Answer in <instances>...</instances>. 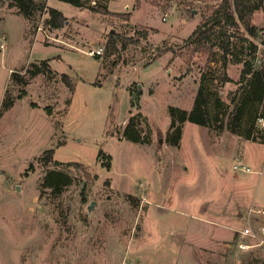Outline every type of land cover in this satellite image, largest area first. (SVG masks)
Here are the masks:
<instances>
[{"label": "rangeland", "instance_id": "374dc122", "mask_svg": "<svg viewBox=\"0 0 264 264\" xmlns=\"http://www.w3.org/2000/svg\"><path fill=\"white\" fill-rule=\"evenodd\" d=\"M42 1L65 14L63 27L46 25L38 4L29 19L0 0V111L4 98L14 102L0 113V264L264 263V213L252 210L264 209V143L229 129L264 112V98L254 103L239 82L252 42L264 66L263 10L215 21L222 0ZM203 24L234 53L190 41ZM33 63L41 72H27ZM203 74L208 96L225 101V127L186 121L173 145L169 106L191 111ZM130 121L139 142L124 137ZM48 149L63 163L45 164ZM240 161L251 171L235 170ZM50 170L70 181L46 186ZM248 225L263 241L241 249Z\"/></svg>", "mask_w": 264, "mask_h": 264}, {"label": "trees", "instance_id": "16d2710c", "mask_svg": "<svg viewBox=\"0 0 264 264\" xmlns=\"http://www.w3.org/2000/svg\"><path fill=\"white\" fill-rule=\"evenodd\" d=\"M64 2H67L71 5H74L76 7H81L85 5V3L89 0H61ZM15 4L19 8V12L23 14L26 18L32 19L33 18V10L35 8V5L38 4L40 8L45 10L48 13V17L45 20V24L48 25L52 29H58L63 27L64 22L66 21L65 14L58 8L48 6L46 5L45 1L36 3V0H15ZM97 7H94L93 9H98L104 13H108V7L106 5L99 4L97 2ZM34 6V7H33ZM234 9V12L231 11L228 13V9ZM255 9H262L264 12V0H222L219 9L217 10V19L214 18L215 21H218L219 19L223 17L234 19V13H237L241 17L242 20L247 21V14H251ZM208 20L205 23H207ZM203 24V25H204ZM200 25L199 28L195 31L193 36L190 37V41L197 42L201 41L203 48L204 47H212L210 45H217L220 47L223 52L224 56L228 55L229 53L233 54V48L231 47V42L229 39L222 38V36H219V34L215 35L216 33L207 35V30L205 29L206 25ZM203 26V29H202ZM248 30L249 33L254 34L256 33V27L253 25H250L248 23ZM144 37L148 36L147 30H142L139 32ZM215 35V40L213 41L211 39V36ZM112 37L115 36L112 34ZM220 38V39H219ZM209 41H212V44L208 45ZM114 41L110 40L108 42L107 47L111 48L113 46ZM250 50L251 54H255L257 52V44L252 42L250 44ZM251 55L250 57L244 59V68L241 73V79L239 82H245V87H247L248 90H246V94L252 96V99L254 100V103H260L262 102L264 98V66L263 68H256L254 65V60L256 56ZM42 63L49 68L48 60H43ZM227 63V61H225ZM36 68H27V72L29 73H38L41 72V69L36 63L32 64ZM15 77H20V81L24 83V77L19 76L18 72H12L11 79H15ZM62 78L65 81V83L70 87L71 90H74V85L70 79V76L67 73H62ZM206 74H203L201 85L198 89V93L194 102V106L191 111H188L186 109H182L178 106L171 105L169 106V115L171 117V128L174 129L175 135L171 139V143L173 145L178 146L180 144V139L182 137L183 133V127L184 123L186 121L196 123L201 126H210L211 121L214 118L215 120L222 121L221 126H219L220 130H223L225 127L224 121H225V114L222 116L219 113H221L223 107L225 106V101L222 99L221 96H216V98L211 99L208 96V91H205V81ZM232 79L227 76V78H222V81H231ZM141 92V91H140ZM249 99V98H248ZM13 100H6L4 98L2 102V107L0 113L2 111L9 109L13 105ZM247 98H244L242 100V105H247ZM213 112V113H212ZM243 115V114H242ZM238 116V115H237ZM239 122L242 123L244 116H238ZM259 118L264 119V112L260 113L258 116L255 117V120L248 119L247 123L249 122V126L246 127L245 130H240L235 127H229L231 131L234 133H238L243 135L246 139L252 140L254 142L264 143V122L262 124L258 123L257 121ZM232 121V120H231ZM234 122V121H233ZM131 121L128 124L125 132L124 137L127 139H130L132 141L139 142L141 141V138L138 134H136L134 131L131 130ZM54 149H48L42 156L41 159L45 164H50L51 162H54L55 164H62V161L55 160L54 157ZM99 157H105L106 160L103 161V165L107 167V169H111L112 166V156L105 154L103 150H100ZM84 167V164H81ZM30 168H33V165L30 166ZM70 175L67 174L64 171L59 170H50L47 172V175L44 178V184L46 186L52 187L53 189H60L59 187L63 184H67L70 180ZM264 264V263H262Z\"/></svg>", "mask_w": 264, "mask_h": 264}, {"label": "built area", "instance_id": "2783aa9c", "mask_svg": "<svg viewBox=\"0 0 264 264\" xmlns=\"http://www.w3.org/2000/svg\"><path fill=\"white\" fill-rule=\"evenodd\" d=\"M103 49L102 48H98L96 50H92L91 52H89V54L92 55H97V54H102ZM235 170H241V171H251L250 167L243 161L238 162V164H235L234 166ZM253 212L255 213H264V209H252ZM261 230L264 233V226L261 228ZM240 233V241H238L237 245L241 248V249H248L250 247H252L253 243H250L249 241H247V239H261L263 241L262 238H260V236L258 235L257 232H255L253 230V228L248 225L246 226L244 229L238 231ZM121 264H131V262L124 260Z\"/></svg>", "mask_w": 264, "mask_h": 264}, {"label": "crops", "instance_id": "0c3cea01", "mask_svg": "<svg viewBox=\"0 0 264 264\" xmlns=\"http://www.w3.org/2000/svg\"><path fill=\"white\" fill-rule=\"evenodd\" d=\"M253 209H255V208H253ZM258 209H260V208H258ZM262 209V208H261ZM250 214H252V213H250ZM193 223V225L196 223L195 221H192ZM195 222V223H194ZM201 226H203L206 230H208V226L207 225H205V224H201Z\"/></svg>", "mask_w": 264, "mask_h": 264}, {"label": "water", "instance_id": "95a60500", "mask_svg": "<svg viewBox=\"0 0 264 264\" xmlns=\"http://www.w3.org/2000/svg\"><path fill=\"white\" fill-rule=\"evenodd\" d=\"M93 205V204H92Z\"/></svg>", "mask_w": 264, "mask_h": 264}]
</instances>
